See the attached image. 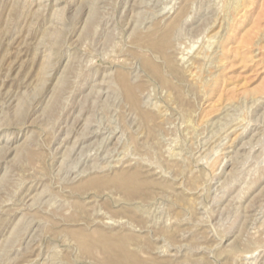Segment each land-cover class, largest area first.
<instances>
[{"label":"rangeland","instance_id":"rangeland-1","mask_svg":"<svg viewBox=\"0 0 264 264\" xmlns=\"http://www.w3.org/2000/svg\"><path fill=\"white\" fill-rule=\"evenodd\" d=\"M0 264H264V0H0Z\"/></svg>","mask_w":264,"mask_h":264}]
</instances>
